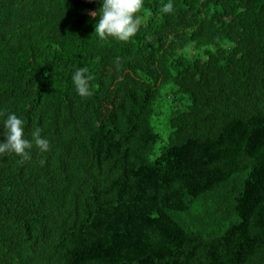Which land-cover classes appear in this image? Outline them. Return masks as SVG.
I'll return each mask as SVG.
<instances>
[{
	"label": "trees",
	"instance_id": "trees-1",
	"mask_svg": "<svg viewBox=\"0 0 264 264\" xmlns=\"http://www.w3.org/2000/svg\"><path fill=\"white\" fill-rule=\"evenodd\" d=\"M167 2L124 42L100 0H0V131L50 141L0 156V264H264V0Z\"/></svg>",
	"mask_w": 264,
	"mask_h": 264
},
{
	"label": "clouds",
	"instance_id": "clouds-1",
	"mask_svg": "<svg viewBox=\"0 0 264 264\" xmlns=\"http://www.w3.org/2000/svg\"><path fill=\"white\" fill-rule=\"evenodd\" d=\"M100 3L102 6L99 10L91 13L92 17H99L95 24V34L99 38L112 37L126 42L136 36L141 26V19L137 13L143 8L145 0H100ZM173 10V0H168L161 9L163 13H172ZM88 71L87 67H80L72 74L75 90L81 97L92 95L90 84L92 77L88 75ZM0 136L6 138L0 139V156L14 153L27 159L29 150L33 148V141L40 152H46L50 147V141L43 137L39 130L33 133L32 140L28 139L25 121L15 113L8 114L3 120V131H0Z\"/></svg>",
	"mask_w": 264,
	"mask_h": 264
}]
</instances>
